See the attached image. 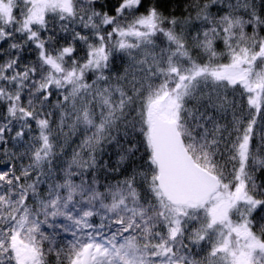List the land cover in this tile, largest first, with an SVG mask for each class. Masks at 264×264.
Returning <instances> with one entry per match:
<instances>
[{"label":"snow or ice","instance_id":"6c2138e0","mask_svg":"<svg viewBox=\"0 0 264 264\" xmlns=\"http://www.w3.org/2000/svg\"><path fill=\"white\" fill-rule=\"evenodd\" d=\"M0 264H264V0H0Z\"/></svg>","mask_w":264,"mask_h":264}]
</instances>
